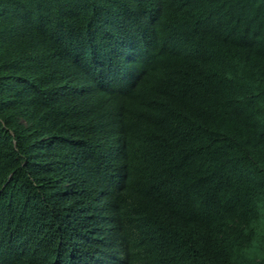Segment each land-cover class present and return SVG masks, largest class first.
I'll list each match as a JSON object with an SVG mask.
<instances>
[{
  "label": "trees",
  "instance_id": "1",
  "mask_svg": "<svg viewBox=\"0 0 264 264\" xmlns=\"http://www.w3.org/2000/svg\"><path fill=\"white\" fill-rule=\"evenodd\" d=\"M0 264H264V0H0Z\"/></svg>",
  "mask_w": 264,
  "mask_h": 264
}]
</instances>
